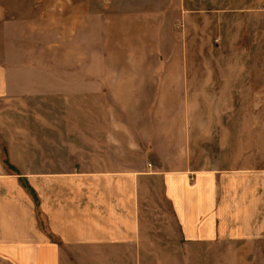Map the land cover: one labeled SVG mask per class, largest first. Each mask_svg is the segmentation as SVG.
Listing matches in <instances>:
<instances>
[{
    "label": "crops",
    "instance_id": "0c3cea01",
    "mask_svg": "<svg viewBox=\"0 0 264 264\" xmlns=\"http://www.w3.org/2000/svg\"><path fill=\"white\" fill-rule=\"evenodd\" d=\"M195 3L216 5L220 21L228 24L227 31L218 29L219 39L232 40L233 48L219 66V95L238 102L264 96V87L253 90L255 78L264 86V74H254L264 71V0ZM188 12L186 20L198 13ZM3 15L0 9V20ZM182 51L106 62L101 79L85 89L80 79L59 78L57 89L40 90L0 64V100L17 104L40 94L43 102L61 104L63 112L58 141L0 144V264H207L210 247L228 244L231 251H249L264 235L263 171L234 164L231 169H198L194 159L176 167L168 151L187 144L174 142L153 147L159 162L151 171L140 159L131 169V150L142 151L146 136L156 134V120L162 118L157 109L185 102L189 65L188 52ZM231 54L233 59L227 58ZM249 57L255 63L247 62ZM210 83L203 80L207 91ZM116 101L124 104L107 107ZM143 103L158 105L146 113L148 125L140 114ZM72 106L81 112L67 111ZM82 111L92 118L79 126ZM181 118L180 135L185 136L186 112ZM150 182L157 183V190H147ZM151 204L169 209L164 221H152ZM243 256L229 255L242 261ZM212 257L213 264H225V255Z\"/></svg>",
    "mask_w": 264,
    "mask_h": 264
},
{
    "label": "rangeland",
    "instance_id": "374dc122",
    "mask_svg": "<svg viewBox=\"0 0 264 264\" xmlns=\"http://www.w3.org/2000/svg\"><path fill=\"white\" fill-rule=\"evenodd\" d=\"M196 1L192 6L189 0L187 6V0H0L4 12L0 20V64L40 90L41 86L57 89L59 78L80 79L85 89L89 86L84 85L101 79L106 62L121 63L129 55L187 50L185 102H167L157 109L162 118L156 120L159 125L155 127L156 134L146 136L142 151L131 150V169H137L135 165L140 159L147 172L151 171L159 162L153 147L164 148L174 142V145L187 144L182 150L168 151L176 167L183 159H194L192 164L198 169H231L234 164L237 168L264 172V96L253 95V102H238L223 92L219 95V83L223 82L219 66L225 60L223 54L233 52L232 40L219 39L218 29L227 31L228 24L220 21L217 6L202 8ZM192 8L198 13L186 20ZM205 8L206 12L201 13ZM227 58L233 59L232 54ZM247 62L254 61L249 57ZM261 72L264 74V71L254 74ZM208 79L211 83L207 91L203 80ZM261 82L253 79L254 93L264 87ZM27 97L29 101L17 104L0 100V144L58 141V127L63 128L61 104L43 102L40 94ZM120 101L107 107H121L124 103ZM73 106L67 111L81 112ZM151 106L155 109L158 105L143 103L144 109L140 111L147 125L146 113ZM82 112L79 126L92 118L88 111ZM183 112H186L185 136L180 135ZM115 115L120 117L121 110H116ZM164 115L170 117L163 118ZM67 116L73 118L72 114ZM147 190H157V183L147 184ZM150 206L152 221H164L169 209L164 204ZM229 248L228 244L210 247L211 259L207 264H213L212 256L218 255L226 256L225 264H264V235L253 241L249 251ZM235 253L243 254V261L240 257L238 260L229 257Z\"/></svg>",
    "mask_w": 264,
    "mask_h": 264
},
{
    "label": "trees",
    "instance_id": "16d2710c",
    "mask_svg": "<svg viewBox=\"0 0 264 264\" xmlns=\"http://www.w3.org/2000/svg\"><path fill=\"white\" fill-rule=\"evenodd\" d=\"M35 201H36V199H35Z\"/></svg>",
    "mask_w": 264,
    "mask_h": 264
}]
</instances>
